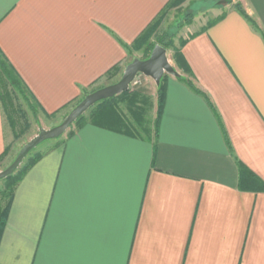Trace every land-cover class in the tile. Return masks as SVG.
I'll return each mask as SVG.
<instances>
[{
    "label": "crops",
    "instance_id": "obj_1",
    "mask_svg": "<svg viewBox=\"0 0 264 264\" xmlns=\"http://www.w3.org/2000/svg\"><path fill=\"white\" fill-rule=\"evenodd\" d=\"M171 2L0 0V53L48 119L118 83L138 59L123 44ZM187 30L190 74L165 75L157 134L159 85L144 76L119 107L127 128L88 121L45 145L15 190L0 264H264V0ZM13 129L0 93V160Z\"/></svg>",
    "mask_w": 264,
    "mask_h": 264
},
{
    "label": "rangeland",
    "instance_id": "obj_2",
    "mask_svg": "<svg viewBox=\"0 0 264 264\" xmlns=\"http://www.w3.org/2000/svg\"><path fill=\"white\" fill-rule=\"evenodd\" d=\"M229 6L230 5H227L225 3V0H186L180 6H173V7L169 6L168 9L164 12V14H162L161 18H159V21L161 23L159 24L157 32L152 36L151 43L157 44L158 38L164 36L168 37V41L171 40V42H173L174 44L173 47L167 52H168V59L170 61V64L176 69V64L173 60L174 48L178 49V47L183 41L182 39L186 37V34L188 32L187 27L191 25V22L196 21L197 23H201V22L205 23L206 21L214 20L218 18L220 14H222V12L225 10L226 7ZM135 55L136 58L143 60V55L141 52L136 53ZM140 77L142 79V84H143L144 76L140 75ZM153 83L154 84H151V87L153 88L154 91L155 82ZM141 85H139L137 88L141 87ZM137 88H131L129 91L133 93V91L136 90ZM100 89L102 88L93 89L86 96ZM3 91L6 94V97L8 98L7 99L8 107L10 106V108H12V104H13L16 113H14L15 124H13L15 127L12 126V124L9 122L7 118V115L5 114L7 124L14 129H13V133L12 131H10V133H12L13 136L12 144L10 148H8L4 159L0 160V174L5 172L7 169H9L12 166V164L16 161L22 149L34 138H36L40 134L41 130L49 131L61 125L63 121L67 118V116L72 112V110L78 104H80L86 97L84 96L81 100L76 102L73 108L71 106L66 112L65 111L62 112L56 118L46 119L42 117L40 114H38L37 111L31 106V102L26 94L24 98L15 89L9 86L4 88ZM96 106L91 108L82 116L84 117V121L91 120L90 115L92 114V111ZM76 123L73 124L70 127V129L67 131V133L63 135L60 139L47 141L41 144L40 146H38L33 151H31L28 154V156L23 160L19 168L12 175L13 176L17 175L25 167V165L28 164V161L36 154L40 155V153H42L41 150H43L42 148L45 147V145H47L48 143L53 141L65 140V138L68 137L70 131H75L77 129ZM7 178L0 180V207H4V202L6 201L5 195H3L2 192H4L6 189Z\"/></svg>",
    "mask_w": 264,
    "mask_h": 264
},
{
    "label": "trees",
    "instance_id": "obj_3",
    "mask_svg": "<svg viewBox=\"0 0 264 264\" xmlns=\"http://www.w3.org/2000/svg\"><path fill=\"white\" fill-rule=\"evenodd\" d=\"M186 0H172L169 6H180L182 5ZM235 2L228 4V5H233ZM168 6V7H169ZM236 7L238 10L244 15V11L240 7V5L236 4ZM161 18V16L159 17ZM159 18L154 21L147 29L146 31L138 38V40L131 46H127L123 44V46L131 52V54H136L141 52L143 55V60L149 59L153 49L157 46L160 45L163 48H165L167 51L170 50L173 47V42L171 40L168 41V37H160L158 38L157 44L151 43V38L152 36L157 32V29L159 27V24L161 23L159 21ZM247 18V17H246ZM193 20V18H192ZM169 42V43H167ZM174 61L177 64V66L185 71L186 73L190 74V70L188 66L185 65L184 58L181 54L180 49H175L174 48ZM118 70L115 68L112 73H110L109 76L113 75L114 73H117ZM108 76V77H109ZM166 79L167 76H164V78L161 81V84L158 86V111H157V118L155 120V130L157 134V130L160 125L161 118L164 113L165 109V102H166V93H167V87H166ZM22 81L20 80L19 76L15 72V70L10 66L8 61L4 59V57L0 54V93H1V98L4 106V112L7 115V118L9 122L14 126L15 124V108L14 105L12 104V108L10 106L8 107L7 105V97L6 94L4 93V88L7 86L12 87L15 89L22 97L25 96V92L23 89ZM132 92H127L126 94H122L114 99L104 101L97 105L93 111L91 116V122L94 123H113L115 120L117 122L122 124L123 128H127V121L123 117L122 113H120V103L121 101H124L128 99L129 96H132ZM25 98V97H24ZM11 110V113H10ZM58 115L53 114L50 115V118H56ZM88 121H84V117H82L77 123V129L81 128L84 126V124ZM15 127V126H14ZM73 136V131H70L68 134V138ZM62 142V141H61ZM59 142L58 144H60ZM7 153V150L5 154L2 157V160L4 159L5 155ZM42 157V155L36 154L34 157H32L29 161L28 164L25 165V167L17 174V175H12L6 180V189L4 192H2L3 195H5L6 201L4 202V207H0V238L2 233L4 232L7 224V218L9 214V209L14 197L15 190L21 180L23 179L25 173L31 168L39 159ZM241 174L242 176L245 175V170L242 168L241 169Z\"/></svg>",
    "mask_w": 264,
    "mask_h": 264
},
{
    "label": "water",
    "instance_id": "obj_4",
    "mask_svg": "<svg viewBox=\"0 0 264 264\" xmlns=\"http://www.w3.org/2000/svg\"><path fill=\"white\" fill-rule=\"evenodd\" d=\"M235 1L236 0H225V3L228 5ZM139 75L152 79L157 85L161 84L165 75L179 77L176 69L170 64L167 50L162 46L157 45L153 49L149 59H135L131 64H129L118 83L97 90L86 96L85 99L72 110L61 125L49 131L41 130L40 134L22 149L12 166L0 174V180L11 176L19 168L28 154L38 146L47 141L60 139L67 133L70 127L91 108L99 103L114 99L124 93H127L130 90L131 84Z\"/></svg>",
    "mask_w": 264,
    "mask_h": 264
},
{
    "label": "built area",
    "instance_id": "obj_5",
    "mask_svg": "<svg viewBox=\"0 0 264 264\" xmlns=\"http://www.w3.org/2000/svg\"><path fill=\"white\" fill-rule=\"evenodd\" d=\"M142 84V79H141V77H140V75L139 76H137L136 78H135V80H134V82L131 84V86H130V89L131 88H137L139 85H141Z\"/></svg>",
    "mask_w": 264,
    "mask_h": 264
}]
</instances>
